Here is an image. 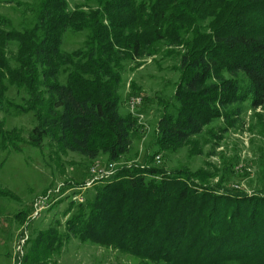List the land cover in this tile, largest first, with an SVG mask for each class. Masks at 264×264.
Listing matches in <instances>:
<instances>
[{"label":"trees","instance_id":"16d2710c","mask_svg":"<svg viewBox=\"0 0 264 264\" xmlns=\"http://www.w3.org/2000/svg\"><path fill=\"white\" fill-rule=\"evenodd\" d=\"M27 4L29 22L15 25L0 15V104L11 102L9 86L26 94L16 107L33 114L34 144L45 139L57 153L115 162L130 152L141 123L120 110L124 73L159 56L174 60L178 77L167 98L131 84L160 107L153 154L163 153L165 162L148 164L153 154L145 155V163H122L94 180L82 201H69L74 210L63 231L36 229L18 263L48 264L76 236L156 264H264V191L220 186L227 166L211 183L216 168L167 164L183 147L199 153L213 141L215 153L217 130L243 125L247 106L264 107V0ZM67 29L86 31L71 50L61 47ZM13 130L0 118V149L21 150ZM28 209L15 216L22 222Z\"/></svg>","mask_w":264,"mask_h":264},{"label":"rangeland","instance_id":"374dc122","mask_svg":"<svg viewBox=\"0 0 264 264\" xmlns=\"http://www.w3.org/2000/svg\"><path fill=\"white\" fill-rule=\"evenodd\" d=\"M30 1L0 0V15L11 19L15 25L29 22L32 12L27 3ZM68 1L72 7L84 0ZM85 36V30L67 29L61 47L71 50L81 45ZM156 59L146 58L140 65L127 70L123 75L121 88L123 100L120 110L130 111L132 97L141 96L140 104L132 109L135 111V108H138L143 117L138 132L133 136L130 152L115 161V169L122 163H145V155L150 157L154 153L153 135L160 107L149 99L145 102L144 97L131 88V84L140 86L141 91L146 92L148 96L160 95L161 98H167L173 90L178 71L172 68L174 63L172 58L156 56ZM20 95L26 94L9 86L6 96L11 102L9 105L0 104L3 127L15 128L13 134L18 136L15 141L21 146L20 151L0 149V264H19L18 260L28 245L27 239L35 234L36 229L54 225L59 231H63L65 221L74 210V207H70L69 201H82L91 191H87L91 184L77 185L74 182L89 179L90 167L94 163L109 162L105 155L90 161L72 151L57 153L54 148L48 146L45 139L40 145L32 143L28 135L34 118L30 111H18L16 105L22 103ZM242 117L243 125L229 126L224 132L217 130L216 133H221L222 137L219 139L220 145L214 147L215 153H210L215 144L213 141L214 144L208 142L199 153L189 152L183 147L178 152L169 154L170 160L167 161L169 168L179 164L192 170L202 168L213 171L216 168L218 171L209 181L216 183L227 166L229 176L227 174L225 184L223 181L219 183L220 186L229 185L234 190H245L248 193L264 191V107L252 109L247 106ZM216 123L222 124V121L213 124ZM155 154L150 157L151 161L148 164L165 162L163 153H159L161 158L158 163ZM62 186L63 188H60ZM51 189L56 192L51 196L48 205L45 206L43 203L45 207L35 213L33 208L35 199ZM30 204L32 209H28ZM22 207L23 209L27 207L28 212L21 222L15 213ZM48 264L156 263L112 245L89 240L81 241L78 237L72 236L62 246L61 252L55 254L53 261H49Z\"/></svg>","mask_w":264,"mask_h":264},{"label":"built area","instance_id":"2783aa9c","mask_svg":"<svg viewBox=\"0 0 264 264\" xmlns=\"http://www.w3.org/2000/svg\"><path fill=\"white\" fill-rule=\"evenodd\" d=\"M141 102V96H133L130 102L131 105V109L130 111L133 112L135 115L138 116L139 118V122H142L141 118L143 117V113L142 112H137L136 108L135 111L132 109L135 105L140 104ZM155 160L157 162H159L160 160V155L156 154L155 155ZM115 170V162H104V163H94L93 165H91L90 167V174L91 176L89 177V179L86 180V185L88 184H92L94 182V180L97 179H101L103 177H108L110 176ZM59 190V188L57 189ZM56 192V190L51 189V190H47V192L44 195H39L33 204V208L35 213H38L39 210L43 207H45L46 205H48V202L50 201L51 196L53 195V193ZM45 204V206H43L42 204Z\"/></svg>","mask_w":264,"mask_h":264}]
</instances>
